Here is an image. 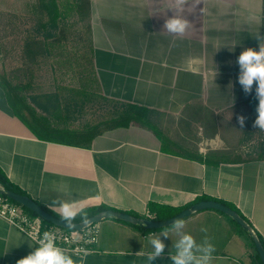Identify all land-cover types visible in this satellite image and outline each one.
Listing matches in <instances>:
<instances>
[{"label": "crops", "instance_id": "1", "mask_svg": "<svg viewBox=\"0 0 264 264\" xmlns=\"http://www.w3.org/2000/svg\"><path fill=\"white\" fill-rule=\"evenodd\" d=\"M84 1L100 93L150 110V125L117 124L114 114L100 122L64 116L61 125L37 123L26 109L25 118L34 120L27 126L0 86V170L8 181L57 214L48 207L57 198L154 219L152 205L179 211L214 200L236 209L264 239V131L254 126L255 84L244 93L236 62L245 48L258 50L264 0H187L182 15L190 27L179 37L163 28L173 0ZM37 128L65 130L74 140L50 139ZM247 144L249 152H242ZM184 221L198 243L214 244L212 264H258L247 237L223 213L203 210ZM99 225L94 252L69 253L73 259L146 264L149 239L163 230L145 232L114 219ZM176 239L170 233L164 257L154 264H172ZM35 247L0 218V264H17Z\"/></svg>", "mask_w": 264, "mask_h": 264}, {"label": "rangeland", "instance_id": "2", "mask_svg": "<svg viewBox=\"0 0 264 264\" xmlns=\"http://www.w3.org/2000/svg\"><path fill=\"white\" fill-rule=\"evenodd\" d=\"M40 2L41 0H0V75L12 84L17 95L26 101L27 108L33 111L38 120L44 118L49 124L61 125L64 116L79 118L82 122H100L106 117L110 118L121 108L119 104L107 100L99 91L90 52L86 13L84 18L80 13L73 12L64 20L59 19L62 21L61 28L56 32L61 34L64 28V39L49 57L41 49L25 46V43L29 44V38L40 43L39 40L44 36V30L38 24L47 22L46 13L43 12L40 17V12L33 8L39 6ZM57 2L63 12L67 2L75 4L74 0ZM64 53L76 57H72L69 64L63 63ZM44 93L58 94L62 103L60 118L48 117L31 103L30 97L33 94ZM0 104L4 105L1 95ZM67 106L71 107L70 110L66 109ZM11 109L16 113L21 112L18 107ZM37 130L50 139L74 140L64 133L65 130ZM258 143L259 140L256 145ZM252 144L244 145L241 151L249 152Z\"/></svg>", "mask_w": 264, "mask_h": 264}, {"label": "clouds", "instance_id": "3", "mask_svg": "<svg viewBox=\"0 0 264 264\" xmlns=\"http://www.w3.org/2000/svg\"><path fill=\"white\" fill-rule=\"evenodd\" d=\"M187 0H173L174 14L164 21L163 28L173 37L183 36L189 29V21L182 15ZM258 41V50L245 48L237 57L239 67L238 83L241 85L245 94L253 92L255 84V98L258 100L256 107V119L254 126L264 131V34L258 32L255 35ZM175 41H173L174 43ZM246 117H237L241 127L245 124ZM70 195V194H69ZM53 210L58 209L59 220L64 222L68 229L76 231L75 222L80 218V224L86 228L91 220L84 206L80 205L75 199H54L48 205ZM185 221L182 218L174 219L170 226L163 228L158 234L149 239L152 251L146 256V264H154L158 259L165 255V240L170 239V233L177 237L172 248L173 253L168 254L172 264H212L213 254L216 249L209 239L205 238L201 242L189 233L184 231ZM202 232H207L206 228H201ZM17 264H84L83 258L79 261L73 259L64 248L56 243V238L51 232H44L29 255L19 259Z\"/></svg>", "mask_w": 264, "mask_h": 264}, {"label": "trees", "instance_id": "4", "mask_svg": "<svg viewBox=\"0 0 264 264\" xmlns=\"http://www.w3.org/2000/svg\"><path fill=\"white\" fill-rule=\"evenodd\" d=\"M74 2H75V4H71V3L67 2L64 5L65 10L63 12L59 8L57 0H41V2H40L41 5L37 6L34 10L40 12V17L42 16L43 12L46 13L45 16L47 17V22L46 23L41 22L40 24H38L40 29L42 28V30H44V36H43V38L41 37L42 40H39L40 43L39 42H33V40H31V38H29V41H28L29 44L25 43V46L26 47L28 46L29 48L34 46L38 49H41V50H43L44 53L47 54L46 55L47 57H49V55H52L53 49L57 45L60 47L59 44H61V42L64 39V37H63L64 36V28L62 29L63 32L61 34L56 32L57 30H59L61 28L62 21H60L59 19L62 18V20H64L68 16H71V14L73 12L74 13L78 12V13H80L79 14L80 16L82 15L83 18L85 17L84 13L87 12V8H86L87 2L84 0H74ZM86 16H88V15H86ZM72 57H76V56L75 55L71 56L69 54L64 53L65 60H63V63L69 64L72 60ZM0 86L4 89V92L6 94V98L9 102L10 107L11 108L18 107L20 109L21 112L16 113L17 117L27 126H31L32 122L25 118V116H26L25 110L29 109L26 106V101L17 95V93L15 92L16 90L12 86V84L8 80H6V78L2 77L1 75H0ZM30 99H31V102L37 108H39L40 110H43V112H45V113H48L50 115V117H53L55 119L60 118V115L62 114L61 113L62 103L59 101L58 94H45V93L44 94H33L30 97ZM70 108H71L70 106L66 107L67 110H70ZM119 108H121V109L115 111L116 120H114V121H116V122H114V123L121 124V122H124V123L129 124L131 122H135V123H138L140 125H150L149 122H146L148 120V118L150 119V117H151V111L150 110L143 108V107L129 105V104H119ZM32 117L34 118L35 122L40 123V121L34 115ZM263 149L264 148H262V151H263ZM262 151L260 153L263 154ZM0 185L3 186L5 189H12L14 192L23 194L22 192L17 190V188H15L8 181L6 175L1 170H0ZM42 207L46 211L51 213L52 215L59 218V215L57 213L53 212L52 210H49L48 208H46L44 206H42ZM105 209H108V208H106V207L92 208V209H86V211H87L89 217H91V216H93V215L97 214L98 212L105 210ZM24 210L29 215L36 216L35 214H33L28 209L24 208ZM234 210H236V209H234ZM151 211L156 215L157 220H167V219H170L173 216L177 215L178 213H180L183 210L178 211V210H174V209H170V208H164V207H158V206L152 205ZM43 222L45 224L51 225L50 223H48L44 220H43ZM75 222L76 223L80 222V218L77 217ZM234 224L241 230V232H243V234L247 237V240H248L250 246L255 250L252 238L245 231H243L235 222H234ZM135 227L142 230V231H145V232H155L156 231V230H147L143 227H138V226H135ZM258 236H259L262 244L264 245V239L259 234H258ZM255 258H256V261L258 264H263L259 255L257 254L256 250H255Z\"/></svg>", "mask_w": 264, "mask_h": 264}, {"label": "water", "instance_id": "5", "mask_svg": "<svg viewBox=\"0 0 264 264\" xmlns=\"http://www.w3.org/2000/svg\"><path fill=\"white\" fill-rule=\"evenodd\" d=\"M0 194L6 196L13 202L19 204L20 206L28 209L37 217L50 223L51 225L70 230L64 222L59 220L58 217L46 211L41 205H39L29 196L14 192L12 189H5L3 186H0ZM203 210H217L231 218L243 231H245L252 238L255 250L259 255L262 263L264 264V245L262 244L258 236V232L254 228V226H252V224L248 220H246L240 213H238L233 208L214 200L199 201L167 220L142 218L112 209H105L89 217L91 223L88 226L95 223H101L104 220L114 219L131 224L133 226L143 227L147 230H159L170 226L174 219H186L188 217H191L193 214ZM83 227L84 225L80 224V222H77L75 230L83 231L87 228Z\"/></svg>", "mask_w": 264, "mask_h": 264}, {"label": "built area", "instance_id": "6", "mask_svg": "<svg viewBox=\"0 0 264 264\" xmlns=\"http://www.w3.org/2000/svg\"><path fill=\"white\" fill-rule=\"evenodd\" d=\"M0 218L22 232L37 246L43 233L51 232L54 234L59 247L77 256L94 252V247L99 242V223L92 224L83 231L66 230L48 225L41 218L26 213L22 206L2 194H0ZM148 218L154 219L152 216Z\"/></svg>", "mask_w": 264, "mask_h": 264}]
</instances>
